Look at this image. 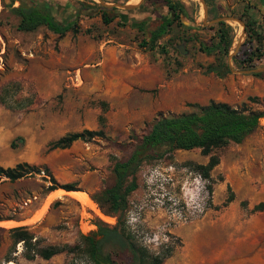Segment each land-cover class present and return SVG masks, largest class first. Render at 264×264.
<instances>
[{
    "label": "rangeland",
    "instance_id": "rangeland-1",
    "mask_svg": "<svg viewBox=\"0 0 264 264\" xmlns=\"http://www.w3.org/2000/svg\"><path fill=\"white\" fill-rule=\"evenodd\" d=\"M63 1L58 18L73 19L66 7L78 8L77 32L59 37L46 26L38 27L35 32L40 31L46 44L32 55L33 40L16 28L19 17L11 0H0V165H45L58 185L48 191L51 178L42 170L16 180L0 175L1 264H93L83 251L80 235L95 231L97 219L105 228L117 222L102 195L114 181V160L131 153L159 113L186 112L191 110L189 103L220 99L238 108L264 109V70L258 71L260 75L245 71L263 68L264 62L255 60V67L239 68L232 60L246 38L241 23L224 20L233 28L226 58L231 72L224 77L203 71L216 56L200 50L202 43L215 41L214 24L223 20L220 17L232 16L229 11L255 20L264 47V14L252 13L264 11L262 1L181 0L186 14L153 48L141 46L148 34L128 18L148 16L147 25L153 28L167 13L165 0L116 1L141 3L108 24L102 21L100 6L104 5L99 0H84V5ZM111 38L126 42L125 56L133 74L143 80L153 77V88L134 85L128 96L111 102L102 95L111 71L109 48L115 44ZM146 63L158 71L145 75L139 67ZM55 65L61 70L52 80L45 67ZM84 129H101L106 136L78 139L67 148L50 147L51 141L67 132ZM215 152L219 163L210 172V182L193 168V163L208 161L198 148L174 150L143 162L137 171L138 186L127 196L124 225L133 241L152 253L172 245L164 264H264V124L260 121L241 143L230 142ZM64 185L74 189L66 190ZM68 191L87 192L96 208ZM231 194L232 200L225 204ZM28 198L31 202L25 204ZM15 228L34 236L31 245L14 241ZM77 244L78 249L69 250ZM50 245L64 250L48 260L25 256ZM101 254L113 264H132L130 252L111 241L103 243Z\"/></svg>",
    "mask_w": 264,
    "mask_h": 264
},
{
    "label": "trees",
    "instance_id": "trees-1",
    "mask_svg": "<svg viewBox=\"0 0 264 264\" xmlns=\"http://www.w3.org/2000/svg\"><path fill=\"white\" fill-rule=\"evenodd\" d=\"M18 1L19 4L12 7V11L19 17L16 28L19 31H35L40 26H46L54 34L62 37L66 32H77L74 27V21L79 16V9L71 6L66 7L73 19L65 20L58 18V8L61 0H45L43 3L31 0H11L12 4ZM80 5H84V0H74ZM112 2L120 0H111ZM127 0H124L126 2ZM214 0H205L210 2ZM264 3V0H260ZM68 3V0L63 1ZM145 2V0L143 1ZM143 4V3H142ZM141 4V5H142ZM167 13L153 28L148 27L150 17L148 16H129L131 24L142 33H147V39L143 38L141 46L153 48L161 37L168 31L169 27L178 20L181 15L186 14L181 0H165ZM63 6V5H62ZM114 10V11H110ZM133 9L118 11L117 7L100 6L101 18L104 24L112 22L116 17L123 18L126 13ZM57 12V13H56ZM126 12V13H125ZM229 15L241 19L245 26L246 38L233 55L232 60L239 68L255 67L254 61L260 60L264 55V47L261 42V36L255 27V20L245 13L235 14L233 11ZM215 17H219L216 14ZM122 20V19H121ZM121 24H125L121 21ZM215 32V41L211 45L202 43L200 50L207 54L216 56L215 62L204 66L205 73L212 72L218 77H224L231 72L227 62V56L233 43V28L224 20L217 21ZM242 34V33H241ZM254 42V44H252ZM260 75L261 72L254 73ZM191 110L177 114L159 113L150 125L149 130L143 134L135 145L131 153L124 159H115L112 167L114 181L111 186L103 189L102 195L109 203L111 213L115 214L117 222L111 228L102 226L101 221L95 220L97 229L89 234H81L86 252L93 264H101L112 260L102 257L101 246L106 241L116 243L122 249L130 252L132 264H164L172 250V245H167L158 253L150 252L145 246L133 241L130 233L124 225L123 213L127 204V196L137 188L136 174L143 162L153 158H162L171 154L174 150H190L198 148L203 155L208 156L206 163H193V168L199 175L209 182L212 180L211 170L219 163V156L216 149L224 147L230 142L241 143L258 126L260 118L264 116V109L238 108L227 102L209 100L205 104L189 103ZM94 136L105 137L103 130L84 129L78 132H67L59 138L50 142L51 148H67L78 139H89ZM40 170L50 175L51 184L48 185V191L58 187L54 177L50 174L47 166H35L28 162H19L14 166L3 167L0 165V175L9 180H16L32 173H40ZM66 190H73L71 185H64ZM211 191V184H207ZM233 198L231 194L226 200L230 202ZM13 234L15 242L23 241L25 245H31L32 234L15 228ZM13 230V231H15ZM99 236V238H97ZM79 245L70 247L69 250L78 249ZM63 247L50 245L37 248L33 254L26 253L28 259L39 255L48 260L52 255L63 251ZM13 259H8L11 261ZM1 264V263H0ZM16 264V262H14ZM51 264V263H46Z\"/></svg>",
    "mask_w": 264,
    "mask_h": 264
},
{
    "label": "crops",
    "instance_id": "crops-1",
    "mask_svg": "<svg viewBox=\"0 0 264 264\" xmlns=\"http://www.w3.org/2000/svg\"><path fill=\"white\" fill-rule=\"evenodd\" d=\"M31 1L43 3L45 0H31ZM17 3L18 2L15 1L13 3V6H16ZM140 3H135V4H138L139 6ZM56 9L61 10V8H56ZM252 13L257 15L258 17L260 14H264V11H253ZM228 20L232 21V19H228ZM233 21H236V20H233ZM241 33L242 32H240L239 30L238 37H241ZM27 34L33 40L31 44L33 48L31 52L32 55H33V52H37L40 49V47L45 48L46 41H44V37L42 36L40 31H36V32L28 31ZM49 36L53 38L52 34H50ZM47 41L49 40L47 39ZM64 41L65 39L59 40V43L61 44ZM111 42L115 43V44H111V48H109L111 49V71L105 78L106 86L102 88L103 90L102 95L105 96L107 100L111 102L116 97L124 98L128 96L130 92L133 90L134 85H138L139 87L143 86L147 89L153 88L156 84V81H154L153 77H147L145 80H143L140 77H138L136 74H133L132 68L128 65L127 63L128 61L125 56L126 55L125 50L126 48H128V45L126 44V42L115 41L112 38H111ZM263 62H264V55H263V58L261 59V63ZM45 68H46L45 70L46 74H48L52 80L55 79L56 76H58L59 70H61L60 68H57L56 65L53 68H50V67L49 68L45 67ZM139 68L141 69V71L146 72L145 75L153 74V72L158 71L156 68L151 67V64H148V63L142 64V66H140ZM219 101L229 103L226 99H220ZM201 104H205V103H201ZM110 106H111V103H110ZM261 120H264V116L261 117Z\"/></svg>",
    "mask_w": 264,
    "mask_h": 264
},
{
    "label": "water",
    "instance_id": "water-1",
    "mask_svg": "<svg viewBox=\"0 0 264 264\" xmlns=\"http://www.w3.org/2000/svg\"><path fill=\"white\" fill-rule=\"evenodd\" d=\"M99 1L102 3V5H104L106 7H112L113 6V7L122 8V9H133V8H135V7L138 6V4H129V3L122 4V3H119V2H116V3H112L111 4V3L104 2L103 0H99ZM219 19H223V20H228V19L236 20V21H238L239 23L242 24V26H243V33L245 32L244 24H243V22H242L241 19L236 18V17H232V16H224V17H220ZM240 44H241V40L237 43V45L235 47L236 50L238 49V47L240 46ZM180 51L182 53L185 52V50L183 49L182 46H180ZM229 59H231V54L229 55ZM261 70H264V67L263 68H258V69L245 70V71H248V72H251V71L252 72H258V71H261ZM101 264H111V262L103 261V262H101Z\"/></svg>",
    "mask_w": 264,
    "mask_h": 264
},
{
    "label": "bare ground",
    "instance_id": "bare-ground-1",
    "mask_svg": "<svg viewBox=\"0 0 264 264\" xmlns=\"http://www.w3.org/2000/svg\"><path fill=\"white\" fill-rule=\"evenodd\" d=\"M240 32H242L241 29ZM68 192L71 193L73 196L79 198L84 203L92 206L93 208H96L95 202H93V200L89 197L87 192L85 191H68ZM6 264H12V262H6Z\"/></svg>",
    "mask_w": 264,
    "mask_h": 264
},
{
    "label": "built area",
    "instance_id": "built-area-1",
    "mask_svg": "<svg viewBox=\"0 0 264 264\" xmlns=\"http://www.w3.org/2000/svg\"><path fill=\"white\" fill-rule=\"evenodd\" d=\"M260 121H262V124H264V122H263V120H261V118H260ZM34 198H36V196H33V199ZM31 199L32 198H28L26 201H25V204H28V203H30L31 202ZM107 221V220H106Z\"/></svg>",
    "mask_w": 264,
    "mask_h": 264
}]
</instances>
